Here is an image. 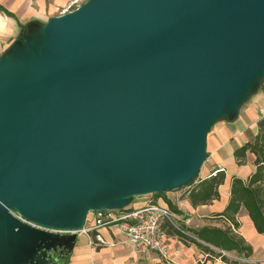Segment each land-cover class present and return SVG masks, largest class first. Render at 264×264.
<instances>
[{
  "label": "water",
  "instance_id": "water-1",
  "mask_svg": "<svg viewBox=\"0 0 264 264\" xmlns=\"http://www.w3.org/2000/svg\"><path fill=\"white\" fill-rule=\"evenodd\" d=\"M9 54L0 58V264H38L22 250L33 241L70 249L75 234L58 238L9 210L79 229L90 210L198 176L210 126L264 75V0H86Z\"/></svg>",
  "mask_w": 264,
  "mask_h": 264
},
{
  "label": "crops",
  "instance_id": "crops-1",
  "mask_svg": "<svg viewBox=\"0 0 264 264\" xmlns=\"http://www.w3.org/2000/svg\"><path fill=\"white\" fill-rule=\"evenodd\" d=\"M68 1L0 0V16L6 18L5 27L3 31H0V41L2 38L12 36L15 33L13 40L5 48V51L12 52V48L23 45L28 35L36 37L46 21L55 15V7L64 6ZM261 109L264 110V75L257 80L235 110L220 114L210 126L206 135L207 164L205 165L203 177L208 176L213 171L215 172L216 169H220L224 171V181L218 187L219 197L217 199L197 206H192L187 198L182 201L184 207H188L190 214L194 215L192 218H187L188 225H192L194 228L205 225L225 228L222 222L215 221L213 217L214 214L225 208L230 199L232 178L235 176L246 181L250 174L255 171L256 167L253 163L254 155L252 153L247 151L244 160L239 162L235 159L233 152L237 147L250 141L257 133L256 122L262 117ZM165 193L170 195L168 199L175 206L174 197L177 192L168 191ZM155 199L156 203L168 205L161 196L155 197ZM155 199L152 198V200ZM152 200L133 204L126 208L139 207ZM236 219L239 226L234 229V232L243 238L245 244L252 248V255H264V234L255 230L243 207L237 213ZM100 231L108 242L121 239L115 233L113 225H108ZM167 241L170 246L179 251V254L175 256L176 261L173 262L174 264H196L203 256L206 261L205 264H226L225 262L222 263L220 258L217 257L208 259L207 253L194 244L180 239L174 233L167 232ZM75 244L76 238L69 249L67 264H136V256L138 255L133 256L130 250L132 245L129 242L116 245L89 246L86 241L84 248L74 252Z\"/></svg>",
  "mask_w": 264,
  "mask_h": 264
},
{
  "label": "trees",
  "instance_id": "trees-1",
  "mask_svg": "<svg viewBox=\"0 0 264 264\" xmlns=\"http://www.w3.org/2000/svg\"><path fill=\"white\" fill-rule=\"evenodd\" d=\"M256 127L257 133L254 137L237 147L233 152L235 159L239 162L244 160L247 151L252 153L254 155L255 171L250 174L246 181L235 176L232 178L230 199L225 208L221 212L214 214L213 217V219L224 220L229 226L222 228L205 225L194 228L185 224L184 227L194 238L178 236L185 242L192 243L207 253L208 259L217 257L226 264H261L240 262L236 259L228 261L227 255L220 252V250L236 252L244 259L252 255V248L245 244L242 237L233 232L239 226L236 215L242 207L250 217L255 230L264 234V117L257 120ZM224 176V171L220 169H216L215 172L213 171L203 178L196 176L189 183L190 187L184 191L183 195L192 206L206 204L211 200L217 199L219 197L218 187L223 183ZM163 193L164 191L155 195L159 197ZM156 199L152 200L151 203H156ZM164 201L172 209H176L169 199ZM167 232L177 235L170 228L166 229Z\"/></svg>",
  "mask_w": 264,
  "mask_h": 264
},
{
  "label": "built area",
  "instance_id": "built-area-1",
  "mask_svg": "<svg viewBox=\"0 0 264 264\" xmlns=\"http://www.w3.org/2000/svg\"><path fill=\"white\" fill-rule=\"evenodd\" d=\"M261 115L264 117V110L261 109ZM190 187L188 184L181 189V193L175 198V208L172 209L166 204L148 202L139 207L124 208L117 212L109 209L90 210L84 220L83 226L79 229L62 230L51 227H45L24 218L17 211L9 210L21 222L28 224L36 229L48 232H63L66 234L84 235L87 238L89 246L114 245L115 241L108 242L101 234V229L108 225H113L115 233L121 239L132 245L135 252L148 255L157 254L161 259L171 262L173 254L178 255L179 251L170 246L167 241L166 229H172L177 236L192 237L186 228L187 210L181 202L180 196ZM223 254L226 251L220 250ZM244 262L253 263L255 260L243 259Z\"/></svg>",
  "mask_w": 264,
  "mask_h": 264
},
{
  "label": "rangeland",
  "instance_id": "rangeland-1",
  "mask_svg": "<svg viewBox=\"0 0 264 264\" xmlns=\"http://www.w3.org/2000/svg\"><path fill=\"white\" fill-rule=\"evenodd\" d=\"M85 1L86 0H69L64 6H56L54 9L55 15L63 14L67 11L73 10L76 7L82 5ZM14 34L15 33H13L12 36H10V35L6 36V37L2 38L0 41V58L5 57L4 60L12 59V57H13L12 54H9L11 51L7 52V51H5V48L13 40ZM30 41L32 42V39H30ZM36 46H37V48L39 46L38 40L36 42ZM12 49H15V48H12ZM206 160H207V155H206L205 161ZM205 161H204V163L201 167V170L198 174V178H202L204 173H205V165L207 164V161H206V163H205ZM174 191L177 192V193H175V197H174V201H175L176 196H178V194L181 193V189L174 190ZM155 194L156 193H147V194H136V195L130 196V197L124 199L119 205H114V206L109 207V210L112 212H117L121 209L132 206L133 204H140L144 201H150V200H152V198L155 199V197H156ZM168 196H170V195H168L165 192L163 194H161V197L163 200L168 199L169 198ZM185 198L186 197L184 195L180 196L181 202L184 201ZM184 208L187 210L186 218H192L194 215L190 214L189 208L188 207L187 208L184 207ZM215 221L222 222V224H224V227H226L227 223L223 222L222 219L216 218ZM192 223H193V220H192ZM228 226H229V224H228ZM50 233L53 235H56L58 238L66 235V233H63V232H50ZM86 241L87 240H86V237L84 235L77 236L74 252H76L80 248L81 249L84 248V246L86 245ZM125 242L126 241H119L118 240V241H115L114 245L123 244ZM42 246H44V244L39 245V243L37 241H33L32 248L27 249L26 251H24V249L22 250V254H23L22 257H24L25 255H28L26 259L29 263L34 262V259L37 258L38 264H67V259L69 257V248L66 245H63V243H60V242H54L50 246H47V245H45L44 247H42ZM41 249L45 250L46 254H42V252H40L37 255L38 251ZM130 250H131V253L133 254V256L138 255L141 257L140 258V257L136 256L137 257L136 264H174L173 262L176 261V259H175L176 255L175 254H173V256H172V261L169 262V261L160 259V257L154 253H150L148 255H142V254L135 252L133 248L132 249L130 248ZM227 253L228 254H226V255H227L228 261H230L232 259H236V260H239L240 262H244V260H243L244 258H241V256H239V254H237L236 252H227ZM249 259L256 261L253 263L264 264V255H255V256L251 255L249 257ZM221 262L224 263V261H222V260H221ZM205 263H206V261L204 260V256H203L200 259V261H197L196 264H205Z\"/></svg>",
  "mask_w": 264,
  "mask_h": 264
},
{
  "label": "clouds",
  "instance_id": "clouds-1",
  "mask_svg": "<svg viewBox=\"0 0 264 264\" xmlns=\"http://www.w3.org/2000/svg\"><path fill=\"white\" fill-rule=\"evenodd\" d=\"M6 18L3 16H0V31H3L5 27Z\"/></svg>",
  "mask_w": 264,
  "mask_h": 264
},
{
  "label": "bare ground",
  "instance_id": "bare-ground-1",
  "mask_svg": "<svg viewBox=\"0 0 264 264\" xmlns=\"http://www.w3.org/2000/svg\"><path fill=\"white\" fill-rule=\"evenodd\" d=\"M124 198H126V197H124Z\"/></svg>",
  "mask_w": 264,
  "mask_h": 264
}]
</instances>
